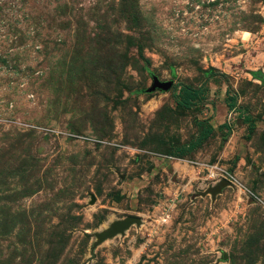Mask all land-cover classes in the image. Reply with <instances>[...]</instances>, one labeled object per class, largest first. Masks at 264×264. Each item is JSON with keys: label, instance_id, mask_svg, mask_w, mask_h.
<instances>
[{"label": "rangeland", "instance_id": "374dc122", "mask_svg": "<svg viewBox=\"0 0 264 264\" xmlns=\"http://www.w3.org/2000/svg\"><path fill=\"white\" fill-rule=\"evenodd\" d=\"M0 264H264V0H0Z\"/></svg>", "mask_w": 264, "mask_h": 264}, {"label": "water", "instance_id": "95a60500", "mask_svg": "<svg viewBox=\"0 0 264 264\" xmlns=\"http://www.w3.org/2000/svg\"><path fill=\"white\" fill-rule=\"evenodd\" d=\"M173 82L172 81H160L156 76H152V83L150 85V87L146 88L144 90L145 93H152L154 92L156 89H160L162 91H168L171 86H172ZM230 185V182L228 180H220L216 185L209 187L208 189H206V191L203 193L205 194H210L212 197H214L217 193H219L224 187ZM140 222V220L136 217H132V216H128L126 218H124L121 221H118L114 224H112L111 227V232L109 233V235H114L116 233H120L122 232L124 229L128 228L131 224L133 223H138ZM100 236H104V234H101ZM223 259L226 258V256L223 254L222 256Z\"/></svg>", "mask_w": 264, "mask_h": 264}, {"label": "trees", "instance_id": "16d2710c", "mask_svg": "<svg viewBox=\"0 0 264 264\" xmlns=\"http://www.w3.org/2000/svg\"><path fill=\"white\" fill-rule=\"evenodd\" d=\"M207 136H208V131H205L204 133H202L200 136L197 137L195 143L196 142L199 143L200 141L204 140Z\"/></svg>", "mask_w": 264, "mask_h": 264}]
</instances>
